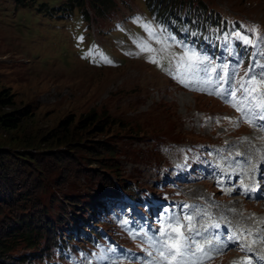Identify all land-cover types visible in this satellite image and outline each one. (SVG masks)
Masks as SVG:
<instances>
[{
    "label": "rangeland",
    "instance_id": "obj_1",
    "mask_svg": "<svg viewBox=\"0 0 264 264\" xmlns=\"http://www.w3.org/2000/svg\"><path fill=\"white\" fill-rule=\"evenodd\" d=\"M112 1L114 6L98 11L92 0H85L83 7H78L73 0H0V92L5 94L3 102L0 100V110L4 114L15 113L19 118L17 129H0V150L37 151L33 146H39L41 139L61 132L58 128L61 122L71 118L77 121L81 116L96 113L108 125L105 132L91 130L74 145H92L96 151L102 149L104 142L117 146L115 160L108 163L118 165L124 179L137 181L141 188L161 186L162 195L172 203L187 202L190 206L198 203L199 206L191 207V216L197 223L206 215L204 200L211 199L207 192L215 187L213 183L221 179L217 185L219 195L229 185L225 176L230 174L227 164L234 156L235 142H243V135H251L259 143L261 137L251 127L239 123L241 114L224 105V99L209 94L211 84L192 81L183 69L177 70L171 58L183 55L187 49L177 43L169 26L156 22L145 0ZM207 2L218 13L239 18L246 31L241 36L248 38L253 31V40L262 41L248 65L243 64L240 58L243 55L234 46L229 47L233 53L229 59L231 64L223 61L228 65L229 77L239 65L240 79L247 78L249 65L264 64V0ZM59 8L66 10L59 12ZM137 19L139 23L135 22ZM141 24L151 25L162 41L168 37L167 44L171 47L162 51V45L150 38ZM140 42L155 51H141L137 46ZM90 52L92 55H87ZM98 54H103L112 64L100 62ZM153 55L159 65L149 61ZM203 63L198 64L201 70ZM224 63L220 64L218 75H223ZM209 71L207 77L212 79L215 72ZM252 71L259 73L262 69L255 66ZM199 77L205 78V73L200 71ZM181 79L189 86L181 83ZM220 82L224 89L234 84L232 80L229 84ZM218 84L212 79V89ZM193 87L204 90H193ZM125 126H131L132 130ZM197 144L201 152L193 151L194 156L188 149L187 156L184 152L181 157L182 149ZM40 147L47 149L43 144ZM67 148L64 145L49 149L59 152ZM204 155L206 169L202 174L176 166L185 161V165L194 168L198 157ZM57 173L52 179L59 177ZM174 173L176 178L188 181L175 185L171 182ZM101 175L105 176L104 172ZM100 179L83 173L79 180L67 185L64 194L66 197L77 195L81 185L92 188L96 194L101 187ZM248 196L247 193L231 198L230 203L238 205L242 212L244 209L264 211V205L246 201ZM56 210L59 211L58 204ZM160 211L156 213V221H151L126 203H108L95 217L97 223L91 224L101 225L100 231H103L92 249L85 247L87 241L80 245L76 240L66 252L57 248L42 251L43 240L36 250H29L25 245L15 252L0 250V264H114L115 261L127 264L129 256L131 262L143 264L149 258L139 255L138 260V255L132 254L135 250L131 235L138 230L136 223H156L158 229V221L166 217ZM80 216L85 222L90 219L91 223L90 213ZM68 224L67 229L78 232L79 241L86 239L85 228L73 222ZM146 249L145 245L141 253L146 254ZM25 255L28 258L22 260ZM19 258L21 261H16ZM224 263L226 260L213 264Z\"/></svg>",
    "mask_w": 264,
    "mask_h": 264
},
{
    "label": "trees",
    "instance_id": "obj_2",
    "mask_svg": "<svg viewBox=\"0 0 264 264\" xmlns=\"http://www.w3.org/2000/svg\"><path fill=\"white\" fill-rule=\"evenodd\" d=\"M73 1L78 7L85 5V0ZM92 1L98 11L115 5L112 0L110 3L106 0ZM145 2L155 14L157 22L162 25H171L172 30L179 35L187 30L189 35L192 33V40L202 45L208 43L211 46L210 41L212 44L216 42L211 37L217 34L223 35L221 15L218 12L215 13L216 10L207 0H145ZM61 10L65 11L66 8L57 9L59 12ZM53 11L56 10L53 9ZM49 12L51 14V11ZM182 25L186 26L183 28ZM236 31L246 32L238 23H236ZM215 48H219L218 44ZM237 48L239 50L241 44H238ZM241 52L247 54L246 59L249 58L244 48H241ZM4 96L5 94L0 92L2 102ZM101 117L91 113L86 117L81 116L77 121L71 118L61 122L58 126L62 129L61 132L50 133L45 139H41L39 146H33L37 148V151L0 150L1 251L15 252L22 245L29 250H36L41 247L43 240L45 243L42 251L53 248L60 251L67 250L69 244H73L75 237L72 229H67L68 223L73 221L78 224L87 223L82 220L80 214L90 213L91 218L97 217L102 206L116 203L114 201L117 200L108 199V197H121L127 200L132 196L137 200L139 191L137 187H140L137 181L133 180V184L132 179H124L119 166L108 163L111 159L115 160V154H118L117 146L104 142L102 149L96 151L92 145H74L91 130L105 132L108 125L102 122ZM118 124L124 125L121 121H118ZM18 126L17 114H4L0 110V129L3 127L17 129ZM126 128L132 130L131 126ZM41 144L47 149L41 148ZM26 145L33 144L26 142ZM64 145L68 147L66 151L54 152L49 149ZM55 172L59 174L56 180L52 179ZM101 172H104L105 176H102ZM83 173L91 175L92 178L102 177L99 180L100 189L93 194L92 188L81 185L77 189V195L66 197L64 191L67 185L79 180ZM160 191L155 189L156 193ZM56 204L59 205V211L56 210ZM86 234H88L86 238L90 245H94L101 236V233L94 230L90 224L88 226V223ZM27 258L28 256L25 255L22 260Z\"/></svg>",
    "mask_w": 264,
    "mask_h": 264
},
{
    "label": "snow or ice",
    "instance_id": "obj_3",
    "mask_svg": "<svg viewBox=\"0 0 264 264\" xmlns=\"http://www.w3.org/2000/svg\"><path fill=\"white\" fill-rule=\"evenodd\" d=\"M135 22H140L139 19ZM144 30L148 33L149 37L155 39L157 43L162 45V51H166L171 45L167 44L168 37H165L162 41L160 37L153 31L151 25L141 24ZM238 39L246 45L252 44L246 36H241L240 33H236ZM81 40L83 37L80 38ZM137 46L141 51L154 52L147 43L140 42ZM87 55H92L88 53ZM100 62L112 64V61L103 54H98ZM176 62L177 70H184L188 78L192 81H198L201 84L209 85L212 83L211 79L207 77L209 69L204 67L202 70L198 67V64L203 63L200 57L197 56L195 51L191 53L185 50L182 56L173 58ZM149 61L153 64L159 65V60L153 55L149 57ZM239 65H237L238 67ZM255 66H259L262 71L256 73L252 71ZM200 71L205 73V78L199 77ZM215 71V69H212ZM237 75L236 70L233 69L232 76H228V65H223V75L217 76V83L223 81L225 84H229V80H232L234 84H229V87L220 90L219 88L211 91L209 94H214L225 100L232 108L241 114V120L248 123L250 126H256L257 120L264 121V64L249 65V72L246 73L247 78H241L239 81H235ZM181 83H185V86H189L185 79H181ZM193 90H204L193 87ZM264 130V125L260 126ZM264 159V157H262ZM247 175V174H245ZM245 193L249 191L246 185H243ZM254 190V189H253ZM188 207L187 205L184 206ZM158 229H154L151 232H143L141 239L142 243L147 245L146 257L150 259H144L143 264H203L204 258L208 257V252L201 246L196 240V235L193 226V218L191 215H177L166 216L163 220L158 221ZM251 231L234 233L228 237V241L235 244L239 251L245 253V257L233 264H252L251 259L247 256V253L252 251V244L256 243V239H252L250 243L243 241L252 237ZM261 243H264V238H261ZM225 247L227 244L224 245ZM217 251L219 249H216ZM264 259V257H262Z\"/></svg>",
    "mask_w": 264,
    "mask_h": 264
},
{
    "label": "bare ground",
    "instance_id": "obj_4",
    "mask_svg": "<svg viewBox=\"0 0 264 264\" xmlns=\"http://www.w3.org/2000/svg\"><path fill=\"white\" fill-rule=\"evenodd\" d=\"M233 155V154H232ZM230 172V171H229ZM228 175V174H227ZM261 208V207H260ZM263 209V208H262Z\"/></svg>",
    "mask_w": 264,
    "mask_h": 264
}]
</instances>
